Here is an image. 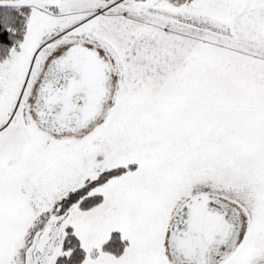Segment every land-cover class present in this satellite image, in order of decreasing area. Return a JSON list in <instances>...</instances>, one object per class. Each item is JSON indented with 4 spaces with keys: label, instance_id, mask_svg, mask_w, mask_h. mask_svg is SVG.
I'll use <instances>...</instances> for the list:
<instances>
[{
    "label": "snow or ice",
    "instance_id": "snow-or-ice-1",
    "mask_svg": "<svg viewBox=\"0 0 264 264\" xmlns=\"http://www.w3.org/2000/svg\"><path fill=\"white\" fill-rule=\"evenodd\" d=\"M0 264H264V0H0Z\"/></svg>",
    "mask_w": 264,
    "mask_h": 264
}]
</instances>
